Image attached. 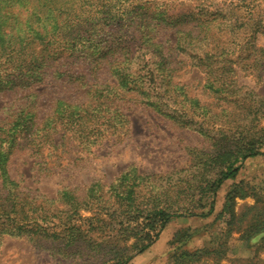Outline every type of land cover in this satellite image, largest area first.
Segmentation results:
<instances>
[{"label": "trees", "instance_id": "1", "mask_svg": "<svg viewBox=\"0 0 264 264\" xmlns=\"http://www.w3.org/2000/svg\"><path fill=\"white\" fill-rule=\"evenodd\" d=\"M110 1L0 0V96L10 99L8 117L0 122V236L23 238L42 248L49 242L66 256H99L93 264H127L150 247L172 219L210 215L220 185L234 179L248 157L264 155V136L248 134L250 124L264 116V98L249 89L245 96L234 95L236 68L229 66L224 72V64L209 57L194 64L204 67L202 87L224 104L216 113L189 97L184 85L172 83L185 64L179 56L186 43L217 48L215 10L230 6L258 15L256 10H241L256 0H116L124 9L121 17L118 9L109 16ZM22 11L27 12L25 17ZM114 17L122 19L131 40H137L135 48L130 39L110 36L102 40L96 58L80 50L66 53L68 46L94 40L88 36L91 22ZM252 20L254 25L258 21ZM43 21L46 32L41 29ZM165 29L174 34L173 45L170 36L151 41ZM53 80L63 90H83L87 98L80 104L56 99L39 125L37 94L26 91ZM158 81L168 87L163 93ZM129 94L140 96L146 106L178 126L195 124L213 148L194 153L190 165L179 171L146 173L130 165L108 184L94 179L81 187L62 185L54 197L20 194V184L9 172L14 152L30 149L40 158L36 164L51 170L70 151L66 142L90 148L116 128L118 118L119 124H126V115L118 108ZM206 194L208 202L203 200ZM44 239L50 241L39 242Z\"/></svg>", "mask_w": 264, "mask_h": 264}, {"label": "rangeland", "instance_id": "2", "mask_svg": "<svg viewBox=\"0 0 264 264\" xmlns=\"http://www.w3.org/2000/svg\"><path fill=\"white\" fill-rule=\"evenodd\" d=\"M116 2L110 1L112 7L109 16L113 17L116 9L118 15L124 12L123 6L120 7ZM243 7L242 11L256 10L258 15L240 13L230 6L215 10V18L219 23L217 48L193 41L186 43L185 50L179 56L185 64L172 77V83L184 85L189 97L197 98L213 113L219 112L224 104L217 95L210 94L202 87L204 67L194 66L200 58L216 59V64H224L225 67L221 65L224 72L229 66L238 70V74L232 76L236 88L233 93L237 98L247 95L248 89L264 98V0H256ZM21 13L24 17L27 14L25 11ZM252 17L258 19L255 25ZM91 23L88 36L94 40L82 41L77 45L74 42L76 46H68L66 53L80 50L87 53L88 57L96 58L104 38L120 36L132 39V35L125 30L124 21L118 17L112 21L94 20ZM40 25L46 32V22ZM167 36H170L169 43L173 45L174 34L167 29L158 32L151 41L160 42ZM248 41H251L250 44ZM131 42L133 48L138 45L137 40ZM225 48L231 50L227 52ZM158 84L159 92L168 89L165 82L158 81ZM26 92L37 94L36 122L39 125L51 113L56 99L80 104L87 98L83 90H63L56 80L43 82ZM130 94L119 101L118 110L126 115L125 125L119 124L121 118H118L116 128L103 133L99 142L90 148L84 149V144L77 146L75 142H66V148L70 147V151L63 154L51 170L37 165L40 158L30 149L14 152L8 162L9 172L19 182L20 194H26L28 198L54 197L62 185L81 187L94 179L108 184L130 165L146 173L179 171L190 165L194 153L213 148L198 132L195 124L178 126L156 109L146 106L140 96L129 98ZM9 101L8 96H0V122L8 117ZM173 105L170 104L171 107ZM162 110L165 112L167 109ZM249 127V135L264 136V116H258L255 124L252 122ZM1 186L0 178V194ZM76 191L79 193V190ZM203 200L208 202L209 194ZM207 209L208 205L203 211ZM44 245L47 248L23 238L2 235L0 264H93L99 259V256H66L49 242ZM181 251L193 255L179 258ZM127 264H264V155L248 157L241 163L235 178L227 179L220 185L210 215L172 219L159 238L145 251L133 256Z\"/></svg>", "mask_w": 264, "mask_h": 264}]
</instances>
